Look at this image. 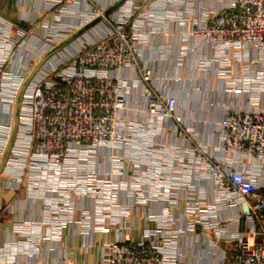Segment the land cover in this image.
<instances>
[{"label": "built area", "instance_id": "2783aa9c", "mask_svg": "<svg viewBox=\"0 0 264 264\" xmlns=\"http://www.w3.org/2000/svg\"><path fill=\"white\" fill-rule=\"evenodd\" d=\"M67 1L85 0H52L50 8H62ZM166 1L169 9L164 5L157 10L148 1L126 0L118 13L107 17L106 9L93 6L80 26L101 16L104 35L81 42L70 58L48 56L60 29L43 38L18 27L15 40L3 46L0 73L15 80L12 96L0 99L5 107L27 83L33 65L40 64L25 85L21 103L18 136L24 144L18 153L25 177L44 188L49 175L62 179L56 181L49 200L55 210L41 223L15 231L26 236L24 248L37 254L30 264H58L41 257L43 243H58L70 225H81V233L87 235L88 201L98 220L107 219L94 232L117 233L99 247V264H179L180 240L199 229L211 233L208 243L213 249L226 246L220 264H264V181L250 171L253 164L264 168V107L254 103L264 93V0H227L219 10L200 11V18L194 6L186 8L193 0ZM143 4L150 9L144 12ZM173 23L182 29L175 66L184 68L189 55L204 46L210 57L198 60L196 68L213 70L227 92L246 93L249 99V105L227 108L218 123L222 158L194 143L175 112L171 81L180 77L159 69L160 63L172 61V51L166 42L154 45L152 38L169 33ZM6 41L2 37L0 44ZM13 63L14 71L9 69ZM133 97L142 107L136 100L131 105ZM130 112L143 115L144 121L130 119ZM167 126L182 133L185 146L180 153L157 139L168 134ZM184 154L202 159L214 188L210 199L202 188L191 186ZM244 161L247 169L240 165ZM105 162L110 165L107 171L101 168ZM7 181L5 188H15L22 178L10 176ZM162 201L167 206L152 211L150 204ZM138 205L147 209L141 228ZM228 208L237 213L221 219L219 212ZM76 211L82 213L81 221L76 220ZM228 222L241 224L242 230L226 231ZM15 251L13 240L3 241L0 264H13ZM61 264L72 262L65 259Z\"/></svg>", "mask_w": 264, "mask_h": 264}, {"label": "crops", "instance_id": "0c3cea01", "mask_svg": "<svg viewBox=\"0 0 264 264\" xmlns=\"http://www.w3.org/2000/svg\"><path fill=\"white\" fill-rule=\"evenodd\" d=\"M118 0H85L75 3L74 1H67L61 4L62 8H50L52 0H0V42L2 37L6 38L4 45L0 44V52L5 50L15 40L16 29L18 27L27 28L29 32L37 37H45L47 33L56 29H60L56 34V40L53 42L52 54L60 58H70L77 51L79 44L83 41L93 42L104 35L106 30L105 22L100 19L95 25L80 32L87 24L100 16H96L92 21L84 26H80L83 18L90 15L93 6L98 8L107 9ZM139 2H151L157 10L162 9L167 3L166 0H138ZM193 4L186 6H194L195 15L200 18V11L208 8L216 10L221 9L227 0H193ZM144 5V4H143ZM184 5H181L182 9ZM51 10H50V9ZM144 12L148 11L150 7L142 6ZM165 8L169 9L167 5ZM50 10V13L46 11ZM113 13H118L116 10ZM111 13V14H113ZM114 14V15H115ZM113 15V16H114ZM109 16V15H108ZM46 24V29L44 25ZM71 31H66V29ZM167 31H162L152 38L154 45L166 42L170 46L172 53L170 60L165 63L159 64V69L167 75L173 77H180L178 80L171 81L172 94L177 99L176 115L181 117L184 127L188 128L194 139V143L199 144L204 149L215 153L216 156L222 158L224 155L218 150L219 145V122L225 114L227 108H235L242 105H249V99L246 93L227 92L224 89V83L215 78L213 70L200 71L196 68L198 60L210 57L209 50L206 47L198 48L189 55L188 61L184 68L175 66L173 58L177 54V43L179 41L178 32L182 29L177 28L173 23L169 25ZM172 30V33H171ZM174 31V32H173ZM80 32V33H79ZM5 46V47H3ZM147 58L153 59L149 53L145 52ZM34 66V71L31 76L37 73V65ZM12 71L16 69L15 64H11ZM30 76V77H31ZM30 77L26 80L16 97L14 96L13 102L9 107H5L0 103V244L3 241H14L16 251L13 255V264H30L36 261L37 254L24 248L27 246L26 236L17 234L15 231L19 227H32L30 223H41L44 217L55 210V207L49 205V200L54 196V190L57 176L49 175L45 181V188L42 185H36L25 177L24 160L18 153L22 148L24 142L18 136L22 126L21 103L22 97L26 93L25 85L30 82ZM15 83L9 75L0 73V99L10 98V93ZM140 102L137 97L131 99V105L134 101ZM256 105L264 107V93L259 97ZM139 107H142L140 102ZM130 119L143 120V115L139 116L136 113L130 112L128 114ZM144 121V120H143ZM166 136H157V139L162 143H167L170 148L180 153L182 146H185L182 133L172 131L170 126L166 127ZM104 152L100 153L102 156ZM184 158L188 159L190 167L185 174L190 177V184L194 188H202L204 195L207 199L212 197L214 192L212 181L208 174L205 172L202 159L191 157L184 154ZM246 168V161L243 162ZM251 165V164H250ZM250 171L252 175L261 183L264 181V168L258 169L256 165H252ZM110 165L105 162L102 165V170L107 171ZM94 168H97L94 165ZM249 171V170H247ZM38 175V173H36ZM10 176L22 178L20 185H14L15 188H5L7 179ZM41 176V175H40ZM196 179H200L197 181ZM42 183V181H41ZM147 188V187H146ZM131 202L133 198H128ZM126 197L124 195V201ZM152 211H160L167 206V203L157 202L150 204ZM91 202L88 201L87 207L89 214L91 213V220L89 222L90 230L87 235L81 233L80 226L72 224L63 231L62 240L56 242H44L43 252L40 253L43 259L50 262L61 264L65 259H70L72 264H99L100 255L99 247L109 240H113L117 233L111 231L109 233L96 234L93 229L97 225H101L106 220L101 221L96 218L94 210L90 209ZM140 217L137 218V225L141 228L143 222L144 211H147L146 205H138ZM92 210V212H91ZM151 211V212H152ZM237 213L236 209L228 208L219 212L221 219L232 218ZM77 221H81L82 213L75 212ZM233 222V221H232ZM228 222L223 227L228 232L242 230V225L239 226L235 223ZM81 224V223H78ZM14 230V231H13ZM138 235V234H135ZM212 240V235L209 232H202L200 229L197 233L188 235L180 240L179 252L181 259L179 264H220L222 248L226 246L223 244L222 248L213 249L209 245Z\"/></svg>", "mask_w": 264, "mask_h": 264}, {"label": "water", "instance_id": "95a60500", "mask_svg": "<svg viewBox=\"0 0 264 264\" xmlns=\"http://www.w3.org/2000/svg\"><path fill=\"white\" fill-rule=\"evenodd\" d=\"M126 0H118L116 3H114L113 5H111L110 7H108L104 13L103 16L107 17L108 15H110L111 13H113L115 10L118 9V7L125 2ZM100 19H102V17H97L96 19H94L92 22H90L89 24H87L80 32H82L83 30L95 25L98 21H100ZM79 32V33H80ZM52 54V51L48 54V56ZM40 66V64L37 66V68Z\"/></svg>", "mask_w": 264, "mask_h": 264}]
</instances>
